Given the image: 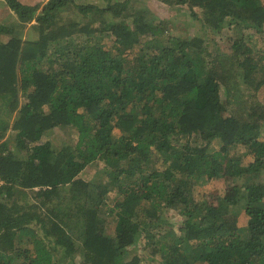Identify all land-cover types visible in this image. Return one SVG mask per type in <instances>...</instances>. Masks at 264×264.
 I'll use <instances>...</instances> for the list:
<instances>
[{"label": "trees", "instance_id": "16d2710c", "mask_svg": "<svg viewBox=\"0 0 264 264\" xmlns=\"http://www.w3.org/2000/svg\"><path fill=\"white\" fill-rule=\"evenodd\" d=\"M4 1L20 27L0 24V264H61L59 249L66 264H141L140 239L161 264H264V47L244 32L264 36V0H163L210 29L166 40L165 21L127 20L131 0ZM225 26L238 34L223 50ZM56 128L77 143L45 139ZM222 179L217 203L196 198Z\"/></svg>", "mask_w": 264, "mask_h": 264}, {"label": "rangeland", "instance_id": "374dc122", "mask_svg": "<svg viewBox=\"0 0 264 264\" xmlns=\"http://www.w3.org/2000/svg\"><path fill=\"white\" fill-rule=\"evenodd\" d=\"M24 3L28 4H44L48 0H21ZM79 3L88 4L93 3L100 6H104L108 3L107 0H76ZM113 2L116 1H124V0H112ZM131 7V8H130ZM130 7L124 13V15H130L127 18L128 21H132L133 18L139 13L146 14L147 18L151 20L165 21L167 23V27L169 29L168 36L163 37L164 40L168 39L169 36H176L180 38H190V37H205V33L210 29H205L201 21L202 17V10L200 8H195L192 10L187 4H180V3H168L163 0H131ZM67 13L68 16L71 15L73 17L80 16L76 10H71ZM195 13V15H194ZM0 24L13 26V27H20L17 15L6 5L4 0H0ZM228 24V23H227ZM226 24V25H227ZM246 32L252 39L253 47L261 46L264 47V36L256 35L254 31L249 29H245ZM238 34V30H234V26H225L223 31L220 34L215 35L214 37L218 42H220V46L223 50H226L231 44V37ZM24 37L27 38H35L37 37V32L33 27L30 25L24 29L23 33ZM2 40L6 39L5 36L1 37ZM101 42L104 43L107 47L113 48L114 43L113 39L106 36L101 39ZM140 46L135 47L127 51L128 56L133 58L134 55L138 52ZM222 97L225 99L224 90L222 89ZM255 100L264 104V90H261L255 94ZM119 134V130L115 131ZM52 139L56 145V147H61L65 144H74L77 143L78 134L76 131H72L70 129H53L51 130L46 136L45 139ZM261 139L264 140V131L261 135ZM217 140H213L212 147L217 146ZM237 153L242 152H249L247 147L238 146L235 150ZM251 156H247L244 159V163L249 162ZM95 167L101 168L100 164H94ZM93 170L92 168H88L87 174L85 177H88L90 172ZM232 183V182H231ZM235 183L241 184V180H236ZM244 183V180H243ZM228 182L222 179L220 181H211L203 186L197 187V191L195 192L196 198L199 201H203L205 196L208 194H213L210 197L211 203H217L219 197L225 194L228 190ZM207 193V194H206ZM206 194V195H205ZM205 195V196H204ZM173 214V215H172ZM171 217L176 224V227L180 225V221L182 220L181 216L178 214L177 211L171 212ZM239 224L241 226H245L248 222V216L245 213L244 204L240 205L239 210ZM114 221H111L108 226L107 233L110 235H114L115 233V225L113 224ZM130 256L138 255L141 258V264H161V258L159 255L153 256L148 248H146V241L144 239H140L136 245L130 247ZM56 260L59 261L61 264H66L67 258L64 256L63 252L59 249L56 252Z\"/></svg>", "mask_w": 264, "mask_h": 264}, {"label": "built area", "instance_id": "2783aa9c", "mask_svg": "<svg viewBox=\"0 0 264 264\" xmlns=\"http://www.w3.org/2000/svg\"><path fill=\"white\" fill-rule=\"evenodd\" d=\"M4 184V180L2 179L1 175H0V186Z\"/></svg>", "mask_w": 264, "mask_h": 264}]
</instances>
